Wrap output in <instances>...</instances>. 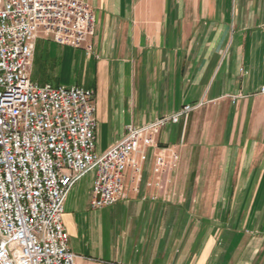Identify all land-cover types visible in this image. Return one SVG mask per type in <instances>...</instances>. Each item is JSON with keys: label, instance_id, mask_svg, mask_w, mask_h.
<instances>
[{"label": "crops", "instance_id": "crops-1", "mask_svg": "<svg viewBox=\"0 0 264 264\" xmlns=\"http://www.w3.org/2000/svg\"><path fill=\"white\" fill-rule=\"evenodd\" d=\"M81 1L94 50L62 46L80 71L64 86L94 91L98 153L130 125L201 105L157 135L176 169L155 174L149 150L139 175L127 168L124 196L100 209L94 172L70 189L75 264H264V0ZM48 42L37 40L32 65Z\"/></svg>", "mask_w": 264, "mask_h": 264}, {"label": "built area", "instance_id": "built-area-1", "mask_svg": "<svg viewBox=\"0 0 264 264\" xmlns=\"http://www.w3.org/2000/svg\"><path fill=\"white\" fill-rule=\"evenodd\" d=\"M92 8L81 0H0V259L2 264H75L63 224L70 189L95 173L92 207L124 196L126 170L139 175L155 150L154 173L174 170L179 154L157 144L168 124L201 104L141 127L97 152L94 91L40 85L31 78L38 39L93 53ZM134 155L139 160H134Z\"/></svg>", "mask_w": 264, "mask_h": 264}, {"label": "rangeland", "instance_id": "rangeland-1", "mask_svg": "<svg viewBox=\"0 0 264 264\" xmlns=\"http://www.w3.org/2000/svg\"><path fill=\"white\" fill-rule=\"evenodd\" d=\"M61 48L63 47L51 41L47 45L39 43L37 60L31 67V78L34 82L53 86L76 84L80 76L79 68L69 64L67 59L63 61Z\"/></svg>", "mask_w": 264, "mask_h": 264}, {"label": "bare ground", "instance_id": "bare-ground-1", "mask_svg": "<svg viewBox=\"0 0 264 264\" xmlns=\"http://www.w3.org/2000/svg\"><path fill=\"white\" fill-rule=\"evenodd\" d=\"M0 264H2V260L0 259Z\"/></svg>", "mask_w": 264, "mask_h": 264}]
</instances>
